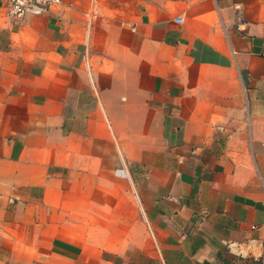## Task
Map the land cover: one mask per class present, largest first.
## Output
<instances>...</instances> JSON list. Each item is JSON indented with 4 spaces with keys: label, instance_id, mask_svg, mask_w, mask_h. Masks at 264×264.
<instances>
[{
    "label": "crops",
    "instance_id": "0c3cea01",
    "mask_svg": "<svg viewBox=\"0 0 264 264\" xmlns=\"http://www.w3.org/2000/svg\"><path fill=\"white\" fill-rule=\"evenodd\" d=\"M0 264H264V0H0Z\"/></svg>",
    "mask_w": 264,
    "mask_h": 264
},
{
    "label": "built area",
    "instance_id": "2783aa9c",
    "mask_svg": "<svg viewBox=\"0 0 264 264\" xmlns=\"http://www.w3.org/2000/svg\"><path fill=\"white\" fill-rule=\"evenodd\" d=\"M61 0H6L8 13L13 17H22L28 13H46L52 5ZM246 25L244 10L241 6L236 8L235 27L243 31ZM124 169L118 170V174L123 176Z\"/></svg>",
    "mask_w": 264,
    "mask_h": 264
},
{
    "label": "rangeland",
    "instance_id": "374dc122",
    "mask_svg": "<svg viewBox=\"0 0 264 264\" xmlns=\"http://www.w3.org/2000/svg\"><path fill=\"white\" fill-rule=\"evenodd\" d=\"M121 179L123 180V178H121ZM125 180H126L128 186H129V190H133L131 180L129 178H126Z\"/></svg>",
    "mask_w": 264,
    "mask_h": 264
}]
</instances>
